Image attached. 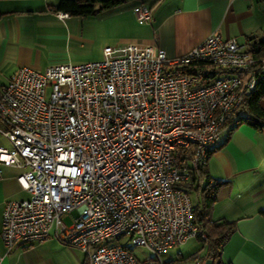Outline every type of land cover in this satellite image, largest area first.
Returning <instances> with one entry per match:
<instances>
[{"label":"built area","instance_id":"built-area-1","mask_svg":"<svg viewBox=\"0 0 264 264\" xmlns=\"http://www.w3.org/2000/svg\"><path fill=\"white\" fill-rule=\"evenodd\" d=\"M132 11L151 21L146 4ZM102 56L23 65L0 85V164L22 167L16 180L29 193L4 203L6 252L54 229L88 264H164L170 247L205 236L176 184L205 167L264 59L215 32L177 58L134 41ZM128 242L150 254L139 258Z\"/></svg>","mask_w":264,"mask_h":264},{"label":"crops","instance_id":"crops-1","mask_svg":"<svg viewBox=\"0 0 264 264\" xmlns=\"http://www.w3.org/2000/svg\"><path fill=\"white\" fill-rule=\"evenodd\" d=\"M58 1L0 0V65L12 64L7 78L23 65L42 70L65 60L58 47L80 40L84 18L68 13L59 17L57 12L66 11L54 9ZM138 3L150 6V22L136 18L132 7ZM130 7L112 14L118 26L128 29L119 43L160 47L169 58L182 56L212 32L245 47L248 38L264 35V0H141ZM259 103L264 108V96ZM238 115L219 134L205 164L209 181L224 182L210 217L235 222L222 247L223 261L264 264V120L254 126L243 119L246 114ZM22 169L0 164V227L5 201L29 197L16 180ZM73 212L65 216L71 218ZM197 256L201 260L202 252ZM0 264H88V259L80 249L61 242L52 229L47 239L18 240L8 252L0 237Z\"/></svg>","mask_w":264,"mask_h":264},{"label":"trees","instance_id":"trees-1","mask_svg":"<svg viewBox=\"0 0 264 264\" xmlns=\"http://www.w3.org/2000/svg\"><path fill=\"white\" fill-rule=\"evenodd\" d=\"M123 1L126 0H59L54 9L66 11L71 15L84 16L92 14L96 9H108ZM247 50L255 58L264 59V35L248 38ZM262 96H264V68L257 72L253 90L242 98L232 116L244 113L246 117L243 119L251 121L254 126H259V120H264V108L259 103ZM232 116L228 119V122L232 120ZM239 120L236 119L235 124ZM203 177L205 181L200 185L199 181ZM223 183L219 180L209 181V175L204 167L192 170L188 180L176 184L188 193L189 190H193L196 195L195 202H192L193 219L205 236L197 235L194 238H198L203 242V252L201 260L197 256V250H195L189 254L178 253L173 258L166 257L164 258V264L187 263L191 259L193 261L189 264H202L206 258H211L212 264H229L222 260L221 251L235 229V222L224 218L211 219L210 217L217 191ZM260 213L264 215V209L260 210Z\"/></svg>","mask_w":264,"mask_h":264},{"label":"rangeland","instance_id":"rangeland-1","mask_svg":"<svg viewBox=\"0 0 264 264\" xmlns=\"http://www.w3.org/2000/svg\"><path fill=\"white\" fill-rule=\"evenodd\" d=\"M136 1L141 0H126L118 3L117 5H115V7H111L108 9H96L92 14L78 16L84 18L81 27L82 32L80 40L73 41L69 45H60L58 47L59 51L63 53L65 59L60 62L69 61L72 63H79L102 59L103 48L105 46H112L116 43H119V41H121L119 40L120 37H124L128 33L127 27L118 26L117 22L113 21L114 19L112 17V14L114 10L117 11L127 8V6L130 7ZM142 1L146 2L147 0ZM11 70L12 64L9 62L4 64L3 66L0 65V84L5 83L7 81V76L10 74ZM218 76H222V74L218 73ZM0 128H2L1 123ZM0 144L7 145V141L1 133ZM189 195L191 197L192 202H195L196 195L193 190H189ZM73 214H75V211L73 212ZM63 220L66 222L67 225H70V217L65 216ZM116 241L123 242L126 241V238H121ZM202 246L203 242L201 240H199L198 238H190L184 243L170 247L167 252L164 253L163 257L173 258L177 256L178 253L189 254L194 252L195 250H197V252H203ZM130 247L139 258H143L144 256L150 254L149 250L142 245L130 244ZM192 261L193 259L189 260L187 263L178 264H189L192 263Z\"/></svg>","mask_w":264,"mask_h":264},{"label":"water","instance_id":"water-1","mask_svg":"<svg viewBox=\"0 0 264 264\" xmlns=\"http://www.w3.org/2000/svg\"><path fill=\"white\" fill-rule=\"evenodd\" d=\"M202 264H212L211 258H206Z\"/></svg>","mask_w":264,"mask_h":264}]
</instances>
